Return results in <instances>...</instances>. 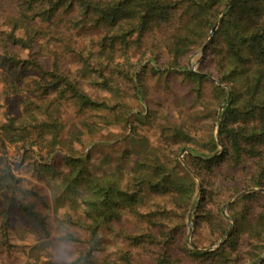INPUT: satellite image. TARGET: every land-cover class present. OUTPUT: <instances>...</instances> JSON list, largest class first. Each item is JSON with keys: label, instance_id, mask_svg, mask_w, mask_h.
Masks as SVG:
<instances>
[{"label": "trees", "instance_id": "trees-1", "mask_svg": "<svg viewBox=\"0 0 264 264\" xmlns=\"http://www.w3.org/2000/svg\"><path fill=\"white\" fill-rule=\"evenodd\" d=\"M178 12L182 20L164 45L170 57L168 66L179 68L183 78L195 85L197 96L207 76L229 90V99L219 115L218 136L223 151L204 159L216 149L210 140L205 144L208 155L189 148L186 163L197 177L202 173L213 176L223 164L229 167L246 164L247 181L241 189L233 186V192L264 190V0H19L16 12L6 19V29L0 30V68L13 76L15 83L4 80L15 93L23 90L19 85L23 71H33L40 79L32 80L27 91L50 99L43 105L26 100L20 117H8L0 124V254L1 250L12 247L8 231L16 215L28 221L31 232L39 239L50 236L46 217L36 211L35 203L17 196L19 180L7 158V145H14L23 150L25 157L34 148L45 151L38 176L59 177L62 196L79 202L91 243L95 242L100 228L120 222L125 213L146 218L148 232L127 239L132 247H142L150 253L153 264H184L183 259L189 264H246L262 255L256 251L264 242V204L258 203L264 199L261 191L246 193L227 208L235 226L223 243L206 251L194 244L193 248L188 247L185 240L186 217L196 183L176 160L169 165L154 157L138 158L129 169L130 181L123 184L122 171L98 177L90 172L85 156L70 155L66 157L67 172L60 175L49 165L62 129L60 98L68 100L77 111L94 110L99 104L61 72L60 59L54 52L51 69L45 71L38 59L19 58L10 49L29 54L36 46L35 54H39L40 38H45V42L62 39L64 33L78 24L93 29L108 25L111 35H103L97 43L102 58L98 72L101 86L110 88L117 79L127 81L134 85L138 97L144 68L124 57L125 52L129 47H138L145 32L167 23ZM221 14V21L205 46L199 69L202 74L190 73L180 66V57L203 44ZM64 51L72 50L65 45ZM116 53L123 58L122 62H113ZM206 63H210L209 68ZM105 69L111 79L105 80ZM215 89L220 104L224 103L227 89L217 86ZM207 185L208 181H200L199 199L194 203L190 219L194 221L200 216L211 234L221 237L227 230L225 222L219 213L204 209L214 195ZM143 191L160 196L164 203L142 216L136 206ZM254 207L263 211L254 214ZM243 238H255L258 248L244 250ZM62 239L79 241L71 234ZM94 249L91 244L69 263L49 258L45 264H134L129 249L99 261L94 260ZM259 264H264V259Z\"/></svg>", "mask_w": 264, "mask_h": 264}, {"label": "rangeland", "instance_id": "rangeland-1", "mask_svg": "<svg viewBox=\"0 0 264 264\" xmlns=\"http://www.w3.org/2000/svg\"><path fill=\"white\" fill-rule=\"evenodd\" d=\"M18 2L19 0H0V30L6 29V19L16 12ZM219 18H222V14ZM181 20L180 13H175L167 23L145 32L138 47H129L125 52L124 57L131 62L140 63L144 68L138 85V97L134 85L127 81L117 79L110 88L101 86L102 77L98 72L102 58L97 43L103 35H111L112 30L108 25L93 29L78 24L64 33L62 39L45 42V38H40L39 54H35L38 51L36 46L29 54L26 51L10 49L15 51L19 58L31 56L32 59H38L45 71L51 69L54 52L60 59L61 72L74 80L84 95L99 104L94 110L77 111L68 100L60 98L62 129L49 165L62 175L67 172V156H85L93 175L100 177L120 170L124 173V184L130 181L129 169L138 158L154 157L169 165L176 160L196 183V193L190 206L192 211L194 203L199 199L200 181H208L207 188L214 195L204 209L219 213L226 224V232L218 237L211 234L208 225L200 216L193 221V218L190 219L191 211L188 223L186 217L184 236L187 246L191 248L194 244L198 249L207 251L217 248L221 240L223 243L235 226L227 208L246 193L260 190L252 188L249 189L251 191L233 192V186L241 189L247 181L246 164L236 167L223 164L213 176L206 177L205 173H202L197 177L186 163L185 155L189 148L199 154L208 155L205 144L210 140H213L216 149L210 157L204 159L215 157L223 151L218 134L215 139V132L217 127L219 130V115L227 104L229 90L226 85H221L214 78L207 76L208 80L203 82L200 96H197L195 85L183 78L179 68L172 69L168 66L170 57L164 45L169 35L179 27ZM219 23L213 31L210 30L209 37L199 48L189 50L180 57V66L190 73L194 71L193 74H202L199 69L205 46ZM65 45L72 51L65 52ZM122 60L118 53L113 57L114 63H120ZM205 66L209 68L210 63ZM103 74L105 80L108 79V69H105ZM4 78L15 83L13 76L7 75L6 71L0 68V124L8 117H20L26 100L43 105L50 99L27 91L32 80L40 79L33 71H23L19 83L23 90L16 93L7 87ZM215 86L227 89L224 103L220 104ZM7 158L12 173L19 180L17 196L35 203L36 211L46 217L50 236L47 239H39L31 232L29 223L23 216H14L8 231L12 247L8 251L1 250L0 264H45L49 258L69 263L78 258L91 244L95 247V261L103 257L113 258L129 249L134 264H153L150 253L142 247H132L127 239L148 232L146 218L124 213L120 222L100 228L95 242L91 243L84 228L87 220L79 202L62 196L59 177L48 174L38 176L41 169L39 162L46 158L45 151L39 152L34 148L25 157L23 150L18 146L7 145ZM242 192L245 193L229 204L223 214L222 207ZM163 203L164 199L160 196L143 191L136 209L143 216ZM258 203L264 204V199ZM262 211L260 207L253 208L254 214ZM67 234L77 236L79 241L63 240ZM241 242L245 246L244 250L252 251L258 248L255 238H243ZM256 251L262 254L255 261L259 264L261 261L258 260L264 257V242ZM183 262L190 263L186 259H183ZM250 263L253 262L246 264Z\"/></svg>", "mask_w": 264, "mask_h": 264}, {"label": "water", "instance_id": "water-1", "mask_svg": "<svg viewBox=\"0 0 264 264\" xmlns=\"http://www.w3.org/2000/svg\"><path fill=\"white\" fill-rule=\"evenodd\" d=\"M230 1H232V0H230ZM230 3V2H229ZM221 20V18H219V20L217 21V23L212 27V29H211V31H213L214 29H215V27L217 26V24L219 23V21ZM203 50V48L201 49V51ZM192 73H195L194 71H191ZM217 134H218V127H217V129H216V132H215V139H217ZM217 141V144H218V140H216ZM260 191H262V192H264V190H261V189H259ZM249 191H251V190H249ZM248 192V191H247ZM245 192H242V193H240V194H237L234 198H232L230 201H228L223 207H222V209H221V211H222V213L224 214V211H225V209H226V207L229 205V204H231L233 201H235L236 199H238L241 195H243ZM191 211H192V207L190 208V210H189V213H188V216H187V223L189 222V217H190V213H191ZM231 229V228H230ZM230 229L228 230V232L225 234V237L228 235V233H229V231H230ZM220 243H222V240L217 244V245H219ZM189 246H191V245H189ZM192 248V247H191ZM264 257H261L259 260H258V262H260V261H262V259H263ZM250 264H256V262H253V263H250Z\"/></svg>", "mask_w": 264, "mask_h": 264}]
</instances>
